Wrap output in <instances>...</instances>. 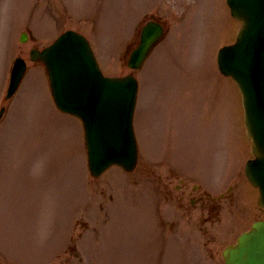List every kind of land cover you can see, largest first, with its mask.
<instances>
[{"label": "rangeland", "instance_id": "1", "mask_svg": "<svg viewBox=\"0 0 264 264\" xmlns=\"http://www.w3.org/2000/svg\"><path fill=\"white\" fill-rule=\"evenodd\" d=\"M169 1L182 5L168 7ZM181 1L0 0V264H149L164 256L166 264H178L175 254L179 264H221L220 252L235 239L228 228L252 220L255 192L244 183L233 221L225 214L210 234L180 227L157 240L143 216L148 203L158 207L150 187L161 175L195 162L207 168L210 160L200 157L205 149L221 158L223 144L233 150L239 142V95L215 62L216 48L233 41L237 22L224 0ZM149 13L169 29L134 72L138 169L126 174L113 167L91 178L81 123L56 111L41 67H30L17 95L4 98L13 55L25 56L32 45L18 42L19 30L29 29L39 47L66 28L77 30L91 42L103 73L122 76L132 72L126 49L137 44L133 33ZM248 156L240 155L241 165Z\"/></svg>", "mask_w": 264, "mask_h": 264}, {"label": "water", "instance_id": "2", "mask_svg": "<svg viewBox=\"0 0 264 264\" xmlns=\"http://www.w3.org/2000/svg\"><path fill=\"white\" fill-rule=\"evenodd\" d=\"M227 2L242 27L236 44L220 51L218 64L224 74L234 77L243 94L246 129L256 157L246 172L250 181L259 186V204L264 208V0ZM160 32L154 24L143 29L142 44L130 60L131 67L140 65ZM36 56L46 64L58 108L78 116L84 124L91 174L99 176L113 164L132 170L137 160L131 125L136 80L131 76L104 78L87 41L71 31L33 58ZM23 71V62L18 60L9 95ZM223 256L226 264H264V223L255 224Z\"/></svg>", "mask_w": 264, "mask_h": 264}, {"label": "flooded vegetation", "instance_id": "3", "mask_svg": "<svg viewBox=\"0 0 264 264\" xmlns=\"http://www.w3.org/2000/svg\"><path fill=\"white\" fill-rule=\"evenodd\" d=\"M177 178V175L173 173L171 176L159 177L158 190L162 199L164 201L167 199L168 202L173 201L177 209L183 210L188 215L196 210L204 214L205 210H207L209 213L206 220H211V215H213L211 211L215 206L214 199L209 195L208 190L200 187L201 184L193 178ZM160 225L163 228L165 227L164 220L160 219Z\"/></svg>", "mask_w": 264, "mask_h": 264}]
</instances>
